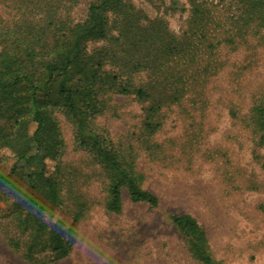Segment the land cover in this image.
<instances>
[{
  "label": "rangeland",
  "instance_id": "rangeland-1",
  "mask_svg": "<svg viewBox=\"0 0 264 264\" xmlns=\"http://www.w3.org/2000/svg\"><path fill=\"white\" fill-rule=\"evenodd\" d=\"M55 1L65 5V0ZM67 1L60 15L80 21L92 0ZM130 1L148 16L166 19L175 32L188 13L187 0ZM27 8L28 0H0V31L13 26ZM106 45L89 40L86 54L94 56ZM229 50L222 51L224 67L211 76L205 94L164 106L155 116L160 125L152 134L144 125L147 103L121 91L125 83L112 79L115 70L108 63L101 71L107 87L100 92L101 109L90 128L142 175L140 183L157 195V206L132 202L122 188L121 210L108 211L109 178L79 144L73 119L62 108H53L61 146L57 158H46L45 165L61 181L62 200L44 218L74 239L62 259L38 263L24 258L28 236L17 228L11 211L15 200L29 195L25 174L32 167L17 161L9 148H0V171L18 168L14 183L0 188V264H199L170 221L174 213L196 219L218 264H264V134L249 118L252 104L264 92V38L253 37L236 52ZM87 69L89 63L76 67L67 81L78 94ZM144 78L134 77L133 84ZM11 238L20 242L19 249L11 246ZM37 249L36 258H44L46 250L41 244Z\"/></svg>",
  "mask_w": 264,
  "mask_h": 264
},
{
  "label": "trees",
  "instance_id": "trees-1",
  "mask_svg": "<svg viewBox=\"0 0 264 264\" xmlns=\"http://www.w3.org/2000/svg\"><path fill=\"white\" fill-rule=\"evenodd\" d=\"M187 2L188 13L177 32L166 19L148 16L130 0H92L80 21H65L60 15L67 0L63 7L55 0H28V13L0 31V148H9L17 161L32 167L25 174L29 195L15 200L11 211L17 228L28 236L25 259L56 261L66 257L74 243L69 231L44 218L62 200L61 181L45 165L46 158H57L61 146L53 108H62L73 119L79 144L109 178L104 204L108 211L121 210L122 188L132 202L157 206V195L140 183L142 175L90 128L94 113L101 109L100 92L107 87L101 77L104 65L114 68V81L123 80V93L147 103L144 125L152 134L160 125L155 116L164 106L205 94L211 76L224 67L223 50L236 52L253 37L264 38V0ZM92 39L107 43L94 56L86 54V43ZM86 63L91 69L80 77L84 88L78 94L67 81L76 67ZM140 74L143 82L133 84ZM249 118L264 134V92L252 104ZM17 170L14 165L0 171V188L14 183ZM169 218L199 264H218L194 217L174 213ZM9 242L20 248L16 238ZM40 244L46 252L38 259L34 254Z\"/></svg>",
  "mask_w": 264,
  "mask_h": 264
}]
</instances>
